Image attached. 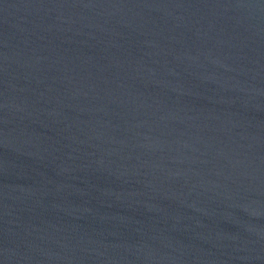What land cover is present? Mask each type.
I'll use <instances>...</instances> for the list:
<instances>
[{"label":"water","instance_id":"obj_1","mask_svg":"<svg viewBox=\"0 0 264 264\" xmlns=\"http://www.w3.org/2000/svg\"><path fill=\"white\" fill-rule=\"evenodd\" d=\"M0 264H264V0H0Z\"/></svg>","mask_w":264,"mask_h":264}]
</instances>
